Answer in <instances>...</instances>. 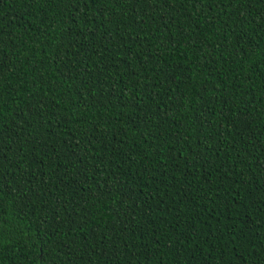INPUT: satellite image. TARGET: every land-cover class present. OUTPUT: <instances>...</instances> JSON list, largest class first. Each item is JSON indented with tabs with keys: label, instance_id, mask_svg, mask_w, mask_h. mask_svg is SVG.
Instances as JSON below:
<instances>
[{
	"label": "trees",
	"instance_id": "trees-1",
	"mask_svg": "<svg viewBox=\"0 0 264 264\" xmlns=\"http://www.w3.org/2000/svg\"><path fill=\"white\" fill-rule=\"evenodd\" d=\"M0 264H264V0H0Z\"/></svg>",
	"mask_w": 264,
	"mask_h": 264
}]
</instances>
